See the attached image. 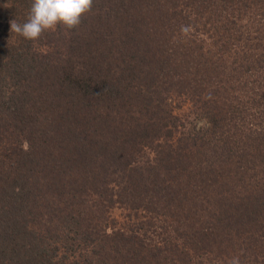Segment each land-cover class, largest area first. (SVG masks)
<instances>
[{"label":"trees","instance_id":"obj_1","mask_svg":"<svg viewBox=\"0 0 264 264\" xmlns=\"http://www.w3.org/2000/svg\"><path fill=\"white\" fill-rule=\"evenodd\" d=\"M32 3L0 0V264H264V0H93L27 40Z\"/></svg>","mask_w":264,"mask_h":264},{"label":"clouds","instance_id":"obj_2","mask_svg":"<svg viewBox=\"0 0 264 264\" xmlns=\"http://www.w3.org/2000/svg\"><path fill=\"white\" fill-rule=\"evenodd\" d=\"M92 5L93 0H33L27 22L21 24L10 20V32L27 40H37L57 25L72 29L81 23ZM231 264H239V261L233 259Z\"/></svg>","mask_w":264,"mask_h":264},{"label":"rangeland","instance_id":"obj_3","mask_svg":"<svg viewBox=\"0 0 264 264\" xmlns=\"http://www.w3.org/2000/svg\"><path fill=\"white\" fill-rule=\"evenodd\" d=\"M215 8L216 5L214 7H211V9L209 8V10L204 13L203 19L201 17L199 20L201 21L202 19V22H204V20L206 19V15L210 16L209 13H213ZM218 15L219 6L211 17L213 19L219 20ZM168 103H170L171 106L180 107L176 108L178 110L175 109V114L178 115L180 118H184L188 125L191 124L196 127V125L201 122L196 121L195 118L197 117H195V115L193 114V111H195V109H193V103L189 100L187 96H173L171 101H168ZM140 159L145 160L142 156L140 157ZM164 211L165 210L163 209H159L158 211H156L158 214L156 212L150 213V211L145 212L143 210L134 212L122 208V205L115 204L110 208L109 215L111 216L114 225H116L117 227H126V229H134V231H136L140 236L146 238V240H150L151 243H155L157 241H160L161 234L164 232L165 228H168L167 226L173 224V220L169 217V215L165 213L166 211ZM188 219H190V217H188ZM76 255L78 254L76 253ZM196 261H199V259H197Z\"/></svg>","mask_w":264,"mask_h":264}]
</instances>
